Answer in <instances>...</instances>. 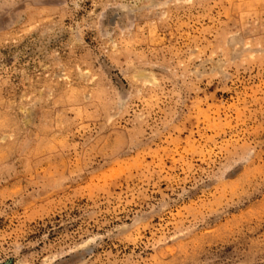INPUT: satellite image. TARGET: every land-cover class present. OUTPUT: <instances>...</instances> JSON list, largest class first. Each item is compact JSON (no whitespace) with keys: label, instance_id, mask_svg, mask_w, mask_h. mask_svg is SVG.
Segmentation results:
<instances>
[{"label":"rangeland","instance_id":"obj_1","mask_svg":"<svg viewBox=\"0 0 264 264\" xmlns=\"http://www.w3.org/2000/svg\"><path fill=\"white\" fill-rule=\"evenodd\" d=\"M0 264H264V0H0Z\"/></svg>","mask_w":264,"mask_h":264}]
</instances>
